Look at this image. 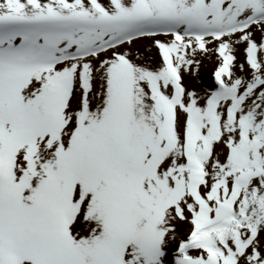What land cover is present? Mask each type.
I'll use <instances>...</instances> for the list:
<instances>
[{
  "label": "snow or ice",
  "instance_id": "6c2138e0",
  "mask_svg": "<svg viewBox=\"0 0 264 264\" xmlns=\"http://www.w3.org/2000/svg\"><path fill=\"white\" fill-rule=\"evenodd\" d=\"M0 264H264V0H0Z\"/></svg>",
  "mask_w": 264,
  "mask_h": 264
}]
</instances>
